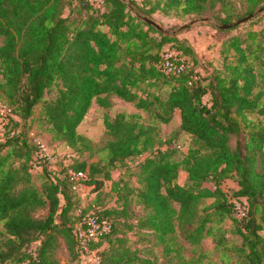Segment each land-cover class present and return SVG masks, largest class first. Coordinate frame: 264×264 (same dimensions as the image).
<instances>
[{"label": "trees", "instance_id": "trees-1", "mask_svg": "<svg viewBox=\"0 0 264 264\" xmlns=\"http://www.w3.org/2000/svg\"><path fill=\"white\" fill-rule=\"evenodd\" d=\"M226 1L0 0V101L19 119L13 120L16 132L0 142V264H58L53 253L59 238L79 263L74 226L84 215L70 223L73 184L64 169L56 179L45 168L40 187L34 184L30 160L38 145L28 137L27 119L39 106V122L53 141L91 152L77 127L92 101L109 107L111 95L161 124L178 111V130L190 136L192 145L179 153L160 136L158 124L141 122L138 113L104 118L108 138L96 151L98 160L70 165L86 171L84 182L93 186L95 202L111 171L125 168L110 189L115 204L92 209L112 223L109 233L91 242L100 264H196L184 259L176 226L184 228L190 245L210 237L219 246L217 232L225 219H232V231L242 239L241 262L264 264V26L222 41L221 67L201 65V75L186 40L157 32L142 20L174 11L210 15L221 25L232 22L229 13H215ZM242 1L247 4L243 17L264 6V0ZM166 43L184 56L178 73L161 71ZM130 161H136V171ZM180 171L186 175L183 183ZM95 174L101 177L94 179ZM228 179L236 184L230 196L222 188ZM240 198L247 212L236 218L233 200ZM131 205L141 214H134ZM43 208L47 214L36 217ZM130 218L134 223H128ZM118 225L151 233L159 253L151 250L143 257L131 251Z\"/></svg>", "mask_w": 264, "mask_h": 264}, {"label": "rangeland", "instance_id": "rangeland-1", "mask_svg": "<svg viewBox=\"0 0 264 264\" xmlns=\"http://www.w3.org/2000/svg\"><path fill=\"white\" fill-rule=\"evenodd\" d=\"M246 9L247 4L242 0H227L224 5L216 7L215 13H220L221 15H224V13H229L232 18L231 21H235L237 20L235 19L236 16L241 15L243 17ZM149 17L156 21L165 30L166 34L175 35L178 39H184L186 40L187 44L193 47L196 56L199 59L196 69L201 73V75H204L201 65H206L208 69L213 67H221L222 60L219 51L222 41L232 35L243 34L250 28L259 29L260 27L264 26V11L227 32L218 31L217 25H219V23L214 20L208 22H198L187 28L179 29L183 24L189 23L192 20H197L200 17L180 16L174 11L169 12V14L155 12ZM206 17L211 16L206 15ZM144 28L146 29L147 26ZM156 31L159 32L158 30ZM151 34L154 37L159 38L157 33L151 32ZM2 42L3 38L0 37V44H2ZM165 51L177 52L171 43L165 44L163 47V54ZM182 59H184V56ZM161 92H164V90H161ZM110 99L111 105L109 107H101L97 105L95 101H92L82 122L77 127V131L85 136L93 147L91 152L87 150L83 151L82 153L75 152L72 149L64 147L62 144L53 141L50 134L45 131L46 126L41 125L39 122L38 117L40 114V107H35L33 115L27 119L28 137L35 144H45L49 150H52L55 153L54 162L44 166V168L50 172L52 177H55L56 179H61L63 177V156H65L66 153L72 154L70 160L71 163L76 160L85 161L87 165L91 162H96L99 157V154L96 151L99 147L104 145L108 138L104 132V118L106 116L112 118L118 112H124L126 114L138 113L141 115V122H152L153 124H158L160 136L164 139H170L172 145L176 146V149L179 153L186 151L187 147L192 145V139L190 136L178 130L180 122L178 114L173 115V118L169 123L161 124L157 123L150 113L136 109L133 104L125 102L115 95H111ZM208 100L209 95H205L203 97V101ZM13 117V120L19 121L16 116L13 115ZM100 164H102V162H100ZM135 164L136 161H130L128 166L133 171H136L137 169ZM124 170V167H117L111 171V179L103 181L102 192L97 197L96 202V193L93 190L92 185L90 186L84 182V187L79 191L73 189L72 192L74 195L71 198L72 208L68 212L70 223L79 220L83 215L91 212L93 207L99 208L101 206H113L115 204V194L110 191V189L113 182L118 181L125 175ZM30 172L33 174L34 184L39 188L43 181L42 177H40L42 171ZM93 177L94 179H98V177H101V174H95ZM184 180L185 174L184 172L180 171L178 173V181L179 183H183ZM129 181L130 185L135 186L137 184L136 176L130 177ZM206 186H209V184H206ZM222 188L228 194V196H230L232 190L235 188V185L228 179L224 181ZM210 201L211 200H206L205 203H209ZM61 203H63L62 198ZM131 209L134 210V214L140 213L138 207L131 205ZM46 214V208L38 209L35 212V216L38 218L44 217ZM128 223H134V219L130 218ZM118 226V228L121 229V233L119 235L122 237V239H124L123 244L126 247H129L131 251H135L138 255L143 257L149 256L151 250L159 253L158 246L154 249V238L151 233L142 230L139 231L137 229H126V227L122 225ZM221 229L222 231L217 232V237L221 238V244L219 246H217L215 241L210 237L203 239L199 245L193 246L184 240V228L177 225V239L180 245L183 246L182 255L184 259L186 261H193L196 264H243L241 262V258L238 255V249L242 245V239L239 235L233 233L232 230L234 229V226L232 219H225L221 224ZM34 248L35 244H32L29 249L34 250ZM53 257L58 264H77L78 262L75 258V255L66 249L61 238H59V245L54 250Z\"/></svg>", "mask_w": 264, "mask_h": 264}, {"label": "built area", "instance_id": "built-area-1", "mask_svg": "<svg viewBox=\"0 0 264 264\" xmlns=\"http://www.w3.org/2000/svg\"><path fill=\"white\" fill-rule=\"evenodd\" d=\"M178 52V51H177ZM167 52L162 54L163 61L161 71L164 74L178 73L184 68L183 59L180 53ZM13 114L11 108L0 101V142L4 141L5 135H13L16 129L13 128ZM38 149L30 160V171H42L46 164L53 163L55 153L49 150L45 144L37 143ZM71 153L63 156L64 176L73 184V189L79 191L84 186L87 177L86 171L76 170L71 167ZM234 216L243 217L247 212V206L243 199L233 200ZM111 220L106 217L96 216L95 213L85 214L74 226V235L79 248V264H100L98 249L91 248V242L97 241L101 235L111 231Z\"/></svg>", "mask_w": 264, "mask_h": 264}, {"label": "water", "instance_id": "water-1", "mask_svg": "<svg viewBox=\"0 0 264 264\" xmlns=\"http://www.w3.org/2000/svg\"><path fill=\"white\" fill-rule=\"evenodd\" d=\"M263 11H264V6L258 8L254 12L249 13L248 15H246L244 17H241V18H239V19H237L235 21H232V22H229V23H224V24H221V25H217V28L223 30V29H229V28L236 27V26H238L240 24H243L246 21L252 19L253 17H255L256 15L262 13ZM142 20L145 21L148 25H151L152 27H154L159 32L165 33V30L156 21H154L153 19H151L149 17H146V16H143ZM208 21H213V19L211 17H202V18H199L197 20H192L189 23L183 24L179 29L187 28V27H189V26H191V25H193L195 23H198V22H208Z\"/></svg>", "mask_w": 264, "mask_h": 264}, {"label": "crops", "instance_id": "crops-1", "mask_svg": "<svg viewBox=\"0 0 264 264\" xmlns=\"http://www.w3.org/2000/svg\"><path fill=\"white\" fill-rule=\"evenodd\" d=\"M174 114L177 115V114H178V111H176ZM178 115H179V114H178ZM184 174H185V173H184ZM185 177H186V175H185ZM230 181H231V180H230ZM178 182H179V181H178ZM231 182H233V181H231ZM233 183H234V182H233ZM234 185H235V188H236V184H235V183H234ZM235 188H234V189H235Z\"/></svg>", "mask_w": 264, "mask_h": 264}]
</instances>
